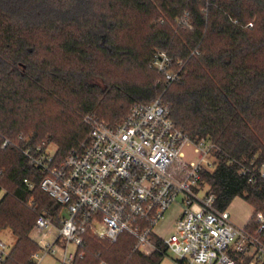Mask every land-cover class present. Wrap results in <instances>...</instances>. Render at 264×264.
I'll return each mask as SVG.
<instances>
[{
    "label": "trees",
    "instance_id": "1",
    "mask_svg": "<svg viewBox=\"0 0 264 264\" xmlns=\"http://www.w3.org/2000/svg\"><path fill=\"white\" fill-rule=\"evenodd\" d=\"M186 12L190 28L177 22ZM156 49L182 62L167 88L150 67ZM91 75L106 88L88 83ZM156 98L190 139L218 147L202 179L218 210L236 197L251 205L245 227L253 232L254 213L264 218V183L239 168L257 175L264 160V0H0V230L16 238L3 264H31L38 215L59 225L61 206L23 149L53 144L61 161L85 139V114L116 124ZM154 242L159 251L145 255L125 235L86 238L95 254L71 264L109 262L102 251L114 254L111 264H160L166 248Z\"/></svg>",
    "mask_w": 264,
    "mask_h": 264
},
{
    "label": "built area",
    "instance_id": "2",
    "mask_svg": "<svg viewBox=\"0 0 264 264\" xmlns=\"http://www.w3.org/2000/svg\"><path fill=\"white\" fill-rule=\"evenodd\" d=\"M177 22L191 26L187 12ZM181 64L156 49L150 67L163 75L167 88L179 78ZM82 120L88 128L85 139L61 161L55 157L56 147L23 149L44 174L42 191L61 206L57 226L44 213L36 218L30 236L35 234L37 239H32L39 249L32 254L31 264L56 255L60 264H71L83 257L86 238L115 243L123 235L131 239L133 250L145 255L159 251L154 242L159 240L175 255V264H243L240 256L251 258L246 264H264L262 214L256 213V229L249 232L232 221L227 209L215 207L216 197L203 181L202 171L214 166L212 152L218 147L209 138L190 139L160 98L135 103L116 124L91 114ZM185 146L192 149L190 159L184 155ZM239 173L251 183L256 178L264 183V160L257 175L245 166ZM173 204L179 206L173 231L159 236L155 228ZM47 235L51 241H45ZM70 246L75 247L72 253ZM11 247L0 237V264ZM98 264L111 263L100 259Z\"/></svg>",
    "mask_w": 264,
    "mask_h": 264
},
{
    "label": "rangeland",
    "instance_id": "3",
    "mask_svg": "<svg viewBox=\"0 0 264 264\" xmlns=\"http://www.w3.org/2000/svg\"><path fill=\"white\" fill-rule=\"evenodd\" d=\"M87 81L88 83L98 86L100 89L106 88L105 83L102 77L100 76L91 75L87 79ZM51 109H52V113L59 110V108L55 104L51 107ZM48 147L54 148L55 146L53 144H49ZM183 151H184V155L186 159H190L193 157V152H192L191 147L185 146ZM29 204H30V201L27 202L28 206ZM227 209H228V212L230 214L232 221L239 226L245 225L253 214V209L251 205L240 197H236L230 203ZM178 213H179V206L177 204H173L169 209H167V211L164 213V217L159 221V223L157 224L155 228V231L159 236L167 237L173 231V223ZM256 213L257 212H255L253 215V220H252L253 222H255ZM66 214H67L66 210H63L61 216H65ZM52 231H55V230H52ZM0 237L6 240L11 245L15 244L16 242V238L12 235L11 231L8 228H4L0 230ZM32 238L35 240L37 239V237L33 233H32ZM51 239H52L51 235H47L45 237V241H51ZM74 251H75V247L70 246L68 252L72 253ZM95 251L96 250L93 248V246L89 244L86 246L85 255H94ZM102 255L105 258H107L109 262L113 263L111 260V256L114 254H111L110 251L109 252L102 251ZM174 257L175 255L172 252L166 251L165 256L162 258L160 264H174L173 262ZM41 264H60L59 255L54 256V258L51 256H47L43 259Z\"/></svg>",
    "mask_w": 264,
    "mask_h": 264
},
{
    "label": "crops",
    "instance_id": "4",
    "mask_svg": "<svg viewBox=\"0 0 264 264\" xmlns=\"http://www.w3.org/2000/svg\"><path fill=\"white\" fill-rule=\"evenodd\" d=\"M235 199V198H234ZM253 209V208H252ZM228 210V209H227ZM174 262V261H173ZM174 264H175V262H174Z\"/></svg>",
    "mask_w": 264,
    "mask_h": 264
}]
</instances>
